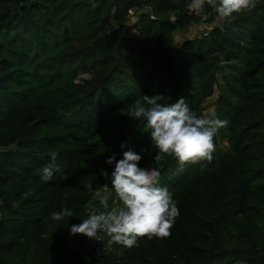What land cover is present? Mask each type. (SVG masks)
Instances as JSON below:
<instances>
[{
    "label": "trees",
    "instance_id": "trees-1",
    "mask_svg": "<svg viewBox=\"0 0 264 264\" xmlns=\"http://www.w3.org/2000/svg\"><path fill=\"white\" fill-rule=\"evenodd\" d=\"M189 2L0 0V264H264V0L178 43L217 16L206 0L198 13ZM233 65L230 152L215 136L211 163L181 171L172 156L155 162L145 123L127 117L131 103L159 93L204 116L218 74ZM108 124L117 136L104 134ZM129 136L139 167L160 170L180 215L167 238L112 244L85 261L89 238L70 227L104 211L101 198L107 210L122 205L105 161L121 158ZM52 151L61 171L41 182ZM61 208L74 216L51 221Z\"/></svg>",
    "mask_w": 264,
    "mask_h": 264
},
{
    "label": "clouds",
    "instance_id": "clouds-1",
    "mask_svg": "<svg viewBox=\"0 0 264 264\" xmlns=\"http://www.w3.org/2000/svg\"><path fill=\"white\" fill-rule=\"evenodd\" d=\"M205 0H190L188 7L201 9ZM207 6L215 10L221 20H231L255 7V0H206ZM162 94L142 95L135 99L127 109L130 120L143 121L149 130L151 142L158 150L154 157L159 162L163 156L175 158L179 169L185 165H195L201 161L211 163L214 152V137L227 126L228 121L220 119L215 113L205 117L196 115L184 98L173 104L162 103ZM126 146L121 145L124 149ZM50 160L40 170L41 182H49L61 171L57 165V153H49ZM141 155L132 149L122 152L121 158L110 155L105 163L114 165L111 172V188L122 207L108 209L107 201L100 199L104 211L92 210L80 224L70 227V234H83L93 239L107 234L108 244L126 248L139 246V238H167L176 218L180 215L176 201L166 186L161 185V173L157 167H139ZM96 197L101 193L87 186ZM67 198V197H66ZM71 208H61L50 214V220L61 222L73 217Z\"/></svg>",
    "mask_w": 264,
    "mask_h": 264
},
{
    "label": "rangeland",
    "instance_id": "rangeland-1",
    "mask_svg": "<svg viewBox=\"0 0 264 264\" xmlns=\"http://www.w3.org/2000/svg\"><path fill=\"white\" fill-rule=\"evenodd\" d=\"M193 11L198 13L199 10L194 9ZM221 19L216 16L211 23H201L199 25L191 27L189 30L185 32L178 33L176 36V40L180 43L182 40H192L198 38L201 34L205 33L208 29L212 26H218L221 22ZM134 34H136L137 29L132 28ZM237 66L233 65L226 66V68L218 74V85L215 89L214 95L206 100L202 105V112L205 117L215 113L220 119H225L228 121L227 125L230 122V119L234 115L237 106L239 105V98H238V72ZM227 126L220 129L216 135L218 146L224 151L225 153H229V146H228V132ZM104 134H109L110 136H117L118 134V126L114 124H108L105 129ZM141 135V134H140ZM120 143V140H117ZM132 137L129 136L125 141L124 144L127 149H132L136 151L137 149L134 148L131 144ZM108 192L103 196H107ZM122 205H114L113 208H119ZM93 239L89 238L88 243L86 246L81 250V257L83 260H87L90 255H104L112 250V245L109 246L108 239L109 237L107 234H100ZM93 249L90 251V249Z\"/></svg>",
    "mask_w": 264,
    "mask_h": 264
}]
</instances>
